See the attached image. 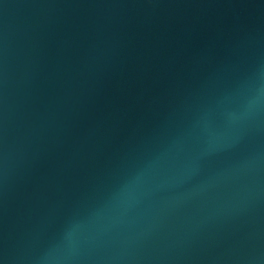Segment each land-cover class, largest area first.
I'll list each match as a JSON object with an SVG mask.
<instances>
[{
	"label": "water",
	"instance_id": "water-1",
	"mask_svg": "<svg viewBox=\"0 0 264 264\" xmlns=\"http://www.w3.org/2000/svg\"><path fill=\"white\" fill-rule=\"evenodd\" d=\"M0 264H264V0H0Z\"/></svg>",
	"mask_w": 264,
	"mask_h": 264
}]
</instances>
